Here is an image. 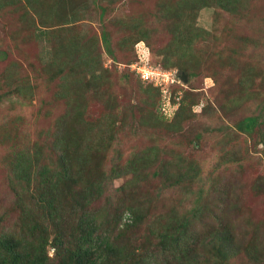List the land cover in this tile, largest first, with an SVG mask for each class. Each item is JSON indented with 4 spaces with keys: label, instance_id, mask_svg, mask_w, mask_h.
<instances>
[{
    "label": "rangeland",
    "instance_id": "rangeland-1",
    "mask_svg": "<svg viewBox=\"0 0 264 264\" xmlns=\"http://www.w3.org/2000/svg\"><path fill=\"white\" fill-rule=\"evenodd\" d=\"M68 1H41L46 15H51L50 26L41 30L35 23L39 22L38 17L24 1L0 0V215L5 216L4 227L15 229L20 215L13 205L15 195L9 186L7 157L11 144H32L38 140L53 152L50 137L43 132L52 130L56 120L63 118L75 121L100 142L103 164L99 169L107 174L115 164H128L137 152L153 142L174 169L178 166L195 169L196 176L187 178L186 186L182 187L166 186V181L153 176L152 170L145 181L133 179L132 174L108 181L106 191L90 206L101 213L108 210L115 218L122 214L130 198L140 196L137 189L149 193L142 207L144 215L133 227H126L130 231L121 227L126 218L116 221L112 234L124 231L126 247L139 244L156 215L173 207L183 211L191 208L198 192L200 204L205 202L210 212L224 208L219 198L225 200V192H221L225 185L230 193L226 201L234 206L228 219L232 230L237 241L249 239L250 243L251 231L264 224V193L254 189L255 183L262 184L261 190L264 188L259 179H264V150L263 144L258 143L261 138L258 130L244 133L236 124L244 116L260 112L259 104L264 99V0H248L242 11L235 14L210 6L198 12L197 25L210 34L207 40L192 45L202 53L201 57L208 58V62L202 59V64L210 70L202 68L200 74L186 83L185 90H190L191 95L178 118L181 121L173 128L168 127L174 121L173 116L164 119L156 112L153 88L128 67L137 54L136 32L130 23L138 24L140 18L142 25L151 31L148 41L136 45L142 47L141 51L150 49V56L148 52L145 54L153 64L162 63L165 55L162 48L172 35L168 23L155 16L159 0H116L114 10L104 15L103 22L90 0H85V6L80 2L83 8L80 13L61 15L66 10L62 6L69 10L71 0ZM55 29L59 30L57 34L52 33ZM103 29L109 33L112 55L103 41H96ZM73 35L79 44L68 56V52L57 47L60 39L67 40ZM89 38L96 45L94 64L99 61L109 73L100 81V95L86 94L82 108L85 114L80 116L71 107L77 101L76 95L71 101L62 99L60 76L66 68L62 66L88 48ZM224 46L225 54L229 53L225 65L214 56ZM244 72L252 77L248 85L240 84ZM94 75L99 76L100 72ZM193 100L190 109L187 106ZM109 116L117 119L112 129L107 126ZM216 186L220 188L218 191ZM258 238L254 246L250 243L249 248L241 247L224 264H264L263 231ZM54 254L51 247L49 255Z\"/></svg>",
    "mask_w": 264,
    "mask_h": 264
},
{
    "label": "trees",
    "instance_id": "trees-1",
    "mask_svg": "<svg viewBox=\"0 0 264 264\" xmlns=\"http://www.w3.org/2000/svg\"><path fill=\"white\" fill-rule=\"evenodd\" d=\"M22 1L38 17L39 22H35L37 29L50 26L48 20L51 15H46L42 0ZM247 1L159 0L155 16L168 23L172 39L162 48L165 53L162 63L155 65L186 72L187 82L200 74L202 68L210 70L202 64V59L208 62V58L205 55L201 57L202 53L192 45L198 40H207L210 34L209 30L197 25L198 12L210 6L233 14L240 13ZM80 2L85 6V0H71L69 10L62 6L66 10L61 15L69 14L70 17V14L80 13L83 9ZM115 2L116 0H90L102 22L104 15L114 10ZM144 26L141 18L138 24L134 21L130 23V28L136 32L135 48L139 41H148L151 30ZM58 31L55 29L52 33L57 34ZM62 39L60 42L58 39L57 49H64L71 56L79 39L76 35L67 40ZM89 39L88 48H84L78 58H74V55L68 65L64 64L62 68H66H61L63 75L60 76L63 81L62 99L71 101L76 95L77 101L71 107L80 116L85 114L82 108L85 106L86 94L92 92L93 95H100V81L107 78L109 73L99 61L98 65L94 64L96 45ZM98 39L104 42L107 52L112 55L108 31L103 29L96 41ZM225 50L227 51V47H221L214 55L216 61L223 65L229 54H225ZM137 59L136 54L128 67ZM97 71L100 72V77L94 75ZM131 71L142 80L140 75ZM243 75L244 77H240V84L248 85L252 77L245 72ZM142 81L154 90V107L159 116L164 119L173 116L174 121L168 127L173 128L174 124L178 126V121H181L178 119L180 113L185 110L184 103L191 95L190 90H185L187 82L176 81L171 85L172 102L178 106L168 114L161 104V87ZM194 103V100L189 101L187 107L191 109ZM259 105L260 112L244 116L236 127L249 134L258 130L261 137L258 143L263 144L264 150V99ZM115 121L109 116L107 126L112 129ZM43 135L50 137L53 152L49 151L43 141L38 140L32 144H11L7 157L10 165L9 186L15 195L13 205L20 215L15 229L5 228V216L0 215V264H224L225 259L237 254L241 247L249 248L250 243L254 246L258 236L261 237V232L264 233V224L261 223L260 228L251 231L250 243L249 239L237 241L232 222L228 220L229 210L234 206L232 202L226 201L230 193L225 185V189L221 190L225 192V200L219 198L220 206H225L224 208L218 207L210 212L205 202L200 204L202 199L198 192V197L195 198L197 201L186 211L173 207L169 212L153 217L148 225L149 230L143 233L139 244L128 248L123 238L124 231L117 234H112V231L116 227V221H121L123 217L126 220L121 227H133L138 222V218L144 215L142 207L149 193H140L137 189L140 198H130L122 214L115 218L113 214L110 216L108 210L101 213L98 212L99 209L93 211L90 206L106 191L108 181L126 174H132L135 180L141 178L145 181L152 170V175L164 179L166 186L182 187L186 186L184 182L187 178L196 176L195 169L190 168L191 166L186 169L178 166L174 169L168 159L162 158L157 144L153 142V145L137 152L128 164H115L110 174H107L99 169L103 164L100 142L94 140L91 132L79 128L75 121L58 118L54 128L46 130ZM259 179L264 182V179ZM261 185L254 184L258 193H264ZM216 189L218 191L220 188L216 186ZM198 224H201L200 228ZM130 230L126 228L127 232ZM244 235L247 236L245 233ZM51 247L55 251L53 256L49 255Z\"/></svg>",
    "mask_w": 264,
    "mask_h": 264
},
{
    "label": "built area",
    "instance_id": "built-area-1",
    "mask_svg": "<svg viewBox=\"0 0 264 264\" xmlns=\"http://www.w3.org/2000/svg\"><path fill=\"white\" fill-rule=\"evenodd\" d=\"M141 50L138 52V60L134 61L131 64V69L135 71L140 77L147 81L151 82L156 86H160L162 89V107L164 112L171 114L173 109L177 108V104L172 102L171 95V85L174 82H181L178 77V74L175 70H166L162 67L155 66L150 62L149 56H146L147 51H143L141 54ZM177 98H179L177 96ZM166 106V107H165Z\"/></svg>",
    "mask_w": 264,
    "mask_h": 264
},
{
    "label": "clouds",
    "instance_id": "clouds-1",
    "mask_svg": "<svg viewBox=\"0 0 264 264\" xmlns=\"http://www.w3.org/2000/svg\"><path fill=\"white\" fill-rule=\"evenodd\" d=\"M142 42H144V41H142ZM138 48V49H137ZM142 47L140 46V48H139V46H137L136 45V50H137V56H139V49H141ZM148 53H149V56H150V49H148V51H147ZM143 53V51H141V54ZM138 60V59H137ZM151 62V61H150ZM152 63V62H151ZM153 64V63H152ZM153 65H155V64H153ZM156 66V65H155ZM166 70H175V69H170V68H167ZM176 72H177V74H178V77H179V79L181 80V82H184L181 78H180V74H181V72H179L178 70H175ZM143 80V79H142ZM145 81V80H144ZM156 86V85H155Z\"/></svg>",
    "mask_w": 264,
    "mask_h": 264
},
{
    "label": "water",
    "instance_id": "water-1",
    "mask_svg": "<svg viewBox=\"0 0 264 264\" xmlns=\"http://www.w3.org/2000/svg\"><path fill=\"white\" fill-rule=\"evenodd\" d=\"M180 78L184 81V82H187V74H186V72H181V74H180Z\"/></svg>",
    "mask_w": 264,
    "mask_h": 264
}]
</instances>
